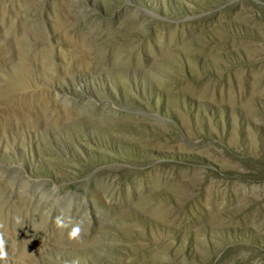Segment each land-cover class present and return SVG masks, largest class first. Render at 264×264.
I'll return each instance as SVG.
<instances>
[{
  "label": "rangeland",
  "instance_id": "374dc122",
  "mask_svg": "<svg viewBox=\"0 0 264 264\" xmlns=\"http://www.w3.org/2000/svg\"><path fill=\"white\" fill-rule=\"evenodd\" d=\"M0 234L8 264H264V0H0Z\"/></svg>",
  "mask_w": 264,
  "mask_h": 264
},
{
  "label": "clouds",
  "instance_id": "9594fccd",
  "mask_svg": "<svg viewBox=\"0 0 264 264\" xmlns=\"http://www.w3.org/2000/svg\"><path fill=\"white\" fill-rule=\"evenodd\" d=\"M16 223H22L20 218H17ZM54 223L57 229L63 230L70 241H79L85 232V221L83 217L76 219L70 214L67 216L61 214L55 217ZM6 243L3 234H0V264H8Z\"/></svg>",
  "mask_w": 264,
  "mask_h": 264
}]
</instances>
